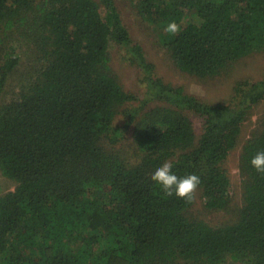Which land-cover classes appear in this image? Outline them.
Returning <instances> with one entry per match:
<instances>
[{"label":"trees","instance_id":"trees-1","mask_svg":"<svg viewBox=\"0 0 264 264\" xmlns=\"http://www.w3.org/2000/svg\"><path fill=\"white\" fill-rule=\"evenodd\" d=\"M126 1L160 30L177 69L198 79L264 51V0ZM172 20L177 35L165 31ZM15 33L43 65L0 107V171L15 183L0 196V264H264V174L250 163L264 151V115L241 150L234 222L189 217L195 200L151 180L171 162L178 176L200 177L205 209H227L236 190L224 163L264 102V80L209 104L157 75L116 0H0V94L21 61L8 45ZM113 44L141 73L136 107L111 67ZM188 113L203 118L200 135ZM130 128L125 155L115 146Z\"/></svg>","mask_w":264,"mask_h":264},{"label":"rangeland","instance_id":"rangeland-1","mask_svg":"<svg viewBox=\"0 0 264 264\" xmlns=\"http://www.w3.org/2000/svg\"><path fill=\"white\" fill-rule=\"evenodd\" d=\"M116 1L123 21L129 28L131 38L135 43L143 47L147 59L155 64L157 75L166 83L184 88L187 94L193 95L203 102L209 104H229L234 98V88L237 83L243 80H249L251 82L264 80V51L256 52L242 58L227 67L220 75L213 78L198 79L180 71L174 65L170 54L161 42L160 30L138 16L128 1ZM8 45L14 46L21 61L17 70L8 79L4 91L0 94V107L16 99L22 89L33 80L32 76L35 74L37 68L43 65L42 63L35 62L36 54L24 43L17 33L9 37ZM5 48H7L6 45ZM109 54L111 67L122 86L127 92L136 95L140 100L133 102V106L140 105L139 102L143 101L146 92L145 85L141 81V73L127 61L125 48L113 44L109 48ZM2 57L3 55L0 56V65L2 63ZM188 114L195 127L196 134L200 135L202 133L203 118L191 113ZM263 115L264 102L258 105L251 113L248 121L242 128L236 149L231 152L224 163V168L227 170L229 178L236 190V196L231 205L225 210L205 209L201 200V190L198 188L195 194L194 205L188 212L189 217L202 220L212 227L227 225L237 219L242 203V187L238 170L239 158L242 147L258 128L259 121ZM125 122L122 115H119L115 120V125L121 127ZM130 137L131 128L127 130L124 138L121 139L122 141L115 146L117 150L123 151L125 155L129 152L127 145H130ZM14 189L15 183L5 177L0 171V196L14 191Z\"/></svg>","mask_w":264,"mask_h":264},{"label":"clouds","instance_id":"clouds-1","mask_svg":"<svg viewBox=\"0 0 264 264\" xmlns=\"http://www.w3.org/2000/svg\"><path fill=\"white\" fill-rule=\"evenodd\" d=\"M169 35H177L181 31V26L175 20L169 21L165 28ZM255 170L264 174V151L257 152L250 160ZM151 180L158 184L165 194L169 197H176L192 203L195 200V194L201 184L200 177L196 174H189L183 177L173 172L171 162H165L162 166L156 168L151 174Z\"/></svg>","mask_w":264,"mask_h":264}]
</instances>
